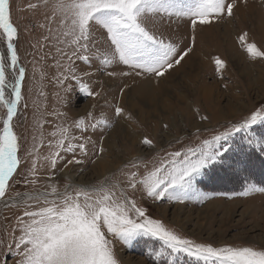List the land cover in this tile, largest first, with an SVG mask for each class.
Wrapping results in <instances>:
<instances>
[{"label":"rangeland","instance_id":"1","mask_svg":"<svg viewBox=\"0 0 264 264\" xmlns=\"http://www.w3.org/2000/svg\"><path fill=\"white\" fill-rule=\"evenodd\" d=\"M243 1L239 0V5ZM247 1L254 5L243 11L244 16L235 8L233 16L225 15L210 26L197 27L194 45L188 19L165 18L163 22L153 24L149 18V27L177 43L181 50L193 47V54L189 56L194 59L191 62L183 60L158 82L151 75L137 76L134 72L120 75L131 71L123 64L104 66L99 64L98 58L91 64L77 61L78 75L83 76L94 93H99L88 96L74 81L67 80L63 85L57 82L63 71L57 61L63 65L67 59H61L56 48L70 49L57 43L59 18H53L52 0L47 4L45 0H9L11 21L19 32L18 53L26 67L23 92L24 103L27 104V108L21 110L20 118L13 121L20 137L18 155L22 163L16 178L18 182L9 195L33 188L24 180L33 179L29 170L34 155L41 157L37 163L36 187H45L52 172H55L52 182L61 189L71 181L66 175H60L67 161L73 159L71 154L66 155L57 169H50L42 157L49 152L47 142L53 139L51 133L57 124H72L89 111L95 120L107 118L109 125L83 133L90 136L96 145H89L86 155L78 152L76 158L81 162L72 164L77 180L80 177L85 180L81 184H96L105 177L123 181L125 178L121 170L127 171L123 166L133 157L143 156L151 167L166 152L195 146L204 139H210L231 123L241 121L264 106V58H253L240 41V37L245 36L248 43H255L264 51V0ZM96 35L101 49L107 48L104 30L100 29ZM197 46L202 51H197ZM216 57L225 61V66L219 71L215 65ZM85 72L90 75L84 76ZM109 72L116 75L110 76ZM154 82V99L146 96L139 99L135 95L134 87H146ZM68 85H71V91H65ZM117 106L124 109L121 116L115 114ZM201 116L208 119L201 120ZM194 123L196 125L193 126ZM131 129L141 136L133 144L138 153L130 150L127 134ZM74 132L82 135L79 131ZM247 136V133H238L232 138V148L227 153L228 164L208 168L197 177V188L201 193L208 194L203 202L195 198L153 200L140 192L135 194V199L147 208L148 215L197 242L264 249V192L252 191L247 196L230 195L243 191L246 183L264 188V151L250 146ZM251 136L264 140V123L254 125ZM145 137L153 141V148L143 145ZM102 140L103 152L107 150L108 153L111 148L117 158L111 156L115 166L107 175L98 178L93 168L103 153L98 150ZM36 145L40 146L34 153ZM127 148L128 153L125 154ZM41 163L43 167H40ZM143 171L141 167L140 172ZM21 211L15 204L5 207L4 201H0V264H17L19 260L15 251L9 248L13 244L12 226ZM114 245L120 264H169L168 256H155V252L164 247L162 241L155 238L139 237L131 244L117 240ZM174 264L196 262L182 255Z\"/></svg>","mask_w":264,"mask_h":264},{"label":"snow or ice","instance_id":"2","mask_svg":"<svg viewBox=\"0 0 264 264\" xmlns=\"http://www.w3.org/2000/svg\"><path fill=\"white\" fill-rule=\"evenodd\" d=\"M48 2L45 0L46 4ZM238 6L239 0H52L53 18H59L57 43L70 49L56 48L61 59H67L63 65L57 61L63 68L57 82L63 85L71 80L86 95H99L84 82L83 76L78 75L76 65L77 61L91 64L96 58L104 66L119 63L131 70L120 75H131L132 72L137 76L151 75L158 82L180 65L193 47L181 50L177 43L150 28L149 18L153 24L163 22L165 18L188 19L194 45L197 27L210 26L225 15L233 16ZM100 29L106 34L107 48L103 50L96 35ZM18 40L19 32L11 21L9 0H0V48H3L0 51V109L4 110L0 112V201H4L5 207L15 204L22 209L12 226L13 244L9 248L19 256L17 264H120L114 241L131 244L139 237L162 241L164 247L157 250L155 256H168L169 264H174L182 255L196 264H264V249L197 242L148 215L147 208L135 199V194L140 192L153 200L195 198L203 202L208 194L199 191L196 179L208 168L229 163L227 153L236 134L247 133V143L264 151V140L251 136L253 126L264 123V106L241 121L231 123L210 139L166 152L151 167L143 156L133 157L123 166L127 171L121 170L123 181L111 177L96 184L68 181L61 189L52 182L51 178L55 176L52 172L45 187H36L37 163L41 157L34 155L29 170L33 179L24 180L33 188L9 195L18 182L16 178L22 163L18 155L20 137L13 121L20 118L22 109L27 108L23 92L26 67L18 53ZM240 41L253 58H264V51L255 43H248L245 36H241ZM215 65L219 71L225 61L216 57ZM108 75L116 73L109 72ZM65 91H71V85ZM115 114L121 116L124 109L115 107ZM53 115L63 116L64 113ZM207 119V116H201V120ZM93 120V113L89 111L72 124H57L51 133L53 139L47 142L49 152L42 161L50 169H57L66 155L71 154L73 159L64 166L80 163L76 154L86 155L89 145H96L83 133L109 125L107 118ZM74 130L82 135H76ZM142 143L154 147L147 137ZM39 146L34 147V153ZM98 150L103 152L104 149L101 146ZM252 191L264 192V188L246 183L243 191L230 195L247 196Z\"/></svg>","mask_w":264,"mask_h":264},{"label":"bare ground","instance_id":"3","mask_svg":"<svg viewBox=\"0 0 264 264\" xmlns=\"http://www.w3.org/2000/svg\"><path fill=\"white\" fill-rule=\"evenodd\" d=\"M252 5H254L252 2H249L247 0H244L243 2H241V5H239L236 9H237V11H238L239 14L242 13V15H243V11L244 10H249V7L251 8ZM225 31H227V30L225 29ZM204 35H206V34H204ZM199 43H200V41H199ZM200 48H199V46H197V48H196L197 51H202V49H200ZM191 54H193V53H190L189 55H191ZM189 55L185 58L184 61H188V62L190 61L191 62L193 56H189ZM134 89H135L134 90L135 95L137 94L139 99L141 97H143V96H146V97H148L151 100L155 98L154 97L155 96V93H156L155 92V89H156L155 82L152 83L149 86H146V87H144V86L143 87L142 86H137V88L134 87ZM137 120L139 121V123H141V120H139V119H137ZM189 123H191V121ZM194 125H196V123H194L193 126ZM127 135L129 136V142L131 144V146H130L131 152L138 153V150L136 149L135 145H133V144L136 141V138L138 137L139 138L138 140H140L141 139V136L136 132V130H132ZM100 146L103 147V140H102ZM128 149L129 148L126 149V151H125L126 153L125 154L128 153V151H127ZM106 152H107V150L102 153V156L99 157L97 159V161H95L96 163L94 165L93 170L95 171L96 175L99 176L98 178L107 175L109 173V171L115 166V164H114V162L112 160L113 159L112 157H114V159L117 158L115 151L110 148V149H108V153H106ZM71 169H73L72 164L68 165L67 167H64V169L62 170V172H61L60 175H62L63 177H65V175H66L67 178H69L73 182H77V184H81V183L85 182V180L82 177H80L77 180V174L74 172L76 169H73V170H71ZM128 263H129V261H128Z\"/></svg>","mask_w":264,"mask_h":264}]
</instances>
